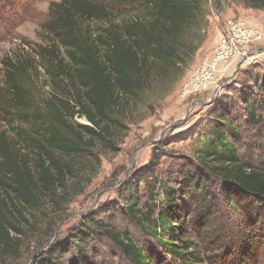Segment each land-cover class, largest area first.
<instances>
[{
  "label": "trees",
  "instance_id": "obj_1",
  "mask_svg": "<svg viewBox=\"0 0 264 264\" xmlns=\"http://www.w3.org/2000/svg\"><path fill=\"white\" fill-rule=\"evenodd\" d=\"M207 1L219 8L228 0ZM241 1L264 10V0ZM114 3L128 5L130 14ZM205 20L206 0H63L49 7L42 44L2 60L0 262L18 257L24 229L35 225L27 216L49 210L57 217L72 201L79 160L95 157L97 148L118 150L128 108L154 83L180 75L193 62L202 40L193 45L186 31L202 30ZM42 75L50 90L39 100L33 82ZM254 86L220 97L206 129L191 133L199 145L194 156L177 161L165 177L154 174L161 154L153 149L146 201L141 178H130L119 205L108 207L112 214L89 217L33 264H98L90 248L104 241L130 264H264V144L254 146L256 157L240 154L244 135L233 119L238 105L246 123L264 128V75ZM234 94L235 106L229 105ZM15 118L21 124L5 122ZM256 140L264 141V134ZM189 194L199 199L196 214L204 209L193 228L183 216ZM121 216L153 241L158 256L115 225ZM193 231L201 245L192 240Z\"/></svg>",
  "mask_w": 264,
  "mask_h": 264
},
{
  "label": "rangeland",
  "instance_id": "obj_2",
  "mask_svg": "<svg viewBox=\"0 0 264 264\" xmlns=\"http://www.w3.org/2000/svg\"><path fill=\"white\" fill-rule=\"evenodd\" d=\"M62 1L0 0V86L4 82L2 60L6 57L18 58L22 52L30 54L31 50L37 47L36 45L42 44L45 37L42 27L49 20V7L52 3ZM94 1L108 4L110 0ZM124 6L122 3L112 5L116 8L123 7L119 12L130 14L128 5ZM230 18L243 19L264 32V10L246 8L241 0L223 1L219 8H215L211 1L206 0V26L202 30L192 27L186 31L188 41L193 45H198L202 40L193 62L180 75L177 74L161 83H154L139 101H135L132 107L128 108V117L124 124L126 128L118 138V150L104 153L97 148L94 150L95 157L85 156L79 160L77 169L81 173L78 172L74 180L79 183L75 186L72 201L63 207L60 216L51 217L49 210L36 214L35 217L27 216L34 222V228L24 229L26 235L21 238L16 249L18 257H7L0 262L1 264H33L36 258L45 255L53 245L65 241L70 230L89 217L104 219L112 214L113 212H108L107 209L119 205L122 185L130 178H141V196L146 201L148 196L144 187L151 179L149 163L154 148L159 149L161 154L160 161L154 164V174L160 177H165L169 169L180 159L194 156L199 145L198 140L196 141L191 133L194 129L199 131L206 129L207 118L215 111L214 105L220 97L227 92L238 93L242 88L255 89L254 80L257 77L261 79L264 75L263 56L257 63L238 67L237 70L234 65L231 71L233 74L236 70V75L224 83L216 95L215 92L208 91L184 98L186 83L200 67L204 57L212 54L218 47L222 25ZM94 26L101 27L97 23ZM261 49L264 51V43ZM41 77V79L35 77L33 82L34 92L39 100L44 99L46 92L50 90L49 87L45 88L44 76ZM236 101L235 94L233 98L227 99L229 105L235 106ZM236 107L237 111L233 119L244 135L238 144L240 154L243 152L248 158L256 157L258 150L254 146L264 144V141L256 140L264 134V128L254 129L246 123V113L243 108L238 105ZM2 119L4 118L0 116V121ZM5 120L6 123L10 122L14 125L20 123L17 118ZM75 121L83 125L89 124L84 117H76ZM190 194L186 198L189 209L183 214L187 220V228H193L194 218L204 210L202 208L196 214L194 207L197 203V206L200 205L199 199H196V195L193 197ZM215 202L218 201L212 200V204ZM115 225L122 232H128L144 251L154 256L159 255V249L153 241L129 218L121 216L115 221ZM195 234L196 232L193 231L192 240L201 245L203 238H195ZM90 249L91 256L95 257L98 264H130L108 241L101 244L94 243Z\"/></svg>",
  "mask_w": 264,
  "mask_h": 264
},
{
  "label": "built area",
  "instance_id": "obj_3",
  "mask_svg": "<svg viewBox=\"0 0 264 264\" xmlns=\"http://www.w3.org/2000/svg\"><path fill=\"white\" fill-rule=\"evenodd\" d=\"M219 36L218 47L212 54L204 57L200 67L186 83L184 98L208 91L217 94L224 83L228 82L227 79L236 75L239 65L243 67L257 63L264 56V51L261 49L264 32L243 19H226ZM234 65L236 70L232 74L231 68Z\"/></svg>",
  "mask_w": 264,
  "mask_h": 264
},
{
  "label": "water",
  "instance_id": "obj_4",
  "mask_svg": "<svg viewBox=\"0 0 264 264\" xmlns=\"http://www.w3.org/2000/svg\"><path fill=\"white\" fill-rule=\"evenodd\" d=\"M241 66L239 65V68H240ZM235 76V75H234ZM232 78H229V79H227V81H230ZM222 86V85H221ZM214 95H216V93H214Z\"/></svg>",
  "mask_w": 264,
  "mask_h": 264
}]
</instances>
